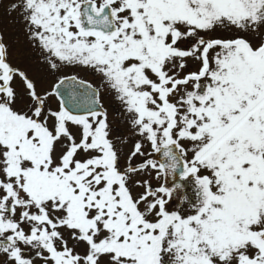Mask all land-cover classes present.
I'll return each mask as SVG.
<instances>
[{
	"label": "snow or ice",
	"instance_id": "snow-or-ice-1",
	"mask_svg": "<svg viewBox=\"0 0 264 264\" xmlns=\"http://www.w3.org/2000/svg\"><path fill=\"white\" fill-rule=\"evenodd\" d=\"M5 10L0 264H264V0Z\"/></svg>",
	"mask_w": 264,
	"mask_h": 264
},
{
	"label": "rangeland",
	"instance_id": "rangeland-1",
	"mask_svg": "<svg viewBox=\"0 0 264 264\" xmlns=\"http://www.w3.org/2000/svg\"><path fill=\"white\" fill-rule=\"evenodd\" d=\"M7 3L8 0H0V33H3L5 41L14 47V59L12 62L24 69L32 79L36 80L38 88H47L51 80L42 78L45 76V73L40 70L36 63V53L28 44L26 34L23 31V24L15 12L8 13L5 10V5ZM78 71L81 78L86 73L89 74L88 78L92 76L90 72L83 70ZM112 117L110 119H112Z\"/></svg>",
	"mask_w": 264,
	"mask_h": 264
},
{
	"label": "flooded vegetation",
	"instance_id": "flooded-vegetation-1",
	"mask_svg": "<svg viewBox=\"0 0 264 264\" xmlns=\"http://www.w3.org/2000/svg\"><path fill=\"white\" fill-rule=\"evenodd\" d=\"M88 77H89V74L86 73V74H84V76L82 78L87 79V80H92V76H90V78H88ZM104 104H105V107H109V103H108L107 99L104 101ZM116 111H118V107H116V108L109 107V117L111 118L112 116H114V114H116Z\"/></svg>",
	"mask_w": 264,
	"mask_h": 264
}]
</instances>
